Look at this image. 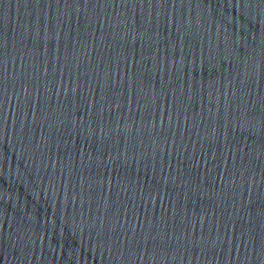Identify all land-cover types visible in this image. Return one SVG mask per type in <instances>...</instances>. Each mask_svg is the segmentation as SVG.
I'll use <instances>...</instances> for the list:
<instances>
[{"label": "water", "instance_id": "water-1", "mask_svg": "<svg viewBox=\"0 0 264 264\" xmlns=\"http://www.w3.org/2000/svg\"><path fill=\"white\" fill-rule=\"evenodd\" d=\"M0 264H264V0H0Z\"/></svg>", "mask_w": 264, "mask_h": 264}]
</instances>
